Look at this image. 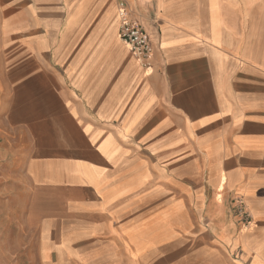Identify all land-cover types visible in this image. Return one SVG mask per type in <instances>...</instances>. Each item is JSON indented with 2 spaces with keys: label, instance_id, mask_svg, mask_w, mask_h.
I'll return each instance as SVG.
<instances>
[{
  "label": "crops",
  "instance_id": "0c3cea01",
  "mask_svg": "<svg viewBox=\"0 0 264 264\" xmlns=\"http://www.w3.org/2000/svg\"><path fill=\"white\" fill-rule=\"evenodd\" d=\"M119 1L0 0V264H264V0Z\"/></svg>",
  "mask_w": 264,
  "mask_h": 264
},
{
  "label": "built area",
  "instance_id": "2783aa9c",
  "mask_svg": "<svg viewBox=\"0 0 264 264\" xmlns=\"http://www.w3.org/2000/svg\"><path fill=\"white\" fill-rule=\"evenodd\" d=\"M119 39L127 46L133 58L144 68L152 66L154 47L149 34L142 25L133 18V10L128 0H120L118 4ZM237 213L244 223H248L250 216L244 207H239Z\"/></svg>",
  "mask_w": 264,
  "mask_h": 264
},
{
  "label": "rangeland",
  "instance_id": "374dc122",
  "mask_svg": "<svg viewBox=\"0 0 264 264\" xmlns=\"http://www.w3.org/2000/svg\"><path fill=\"white\" fill-rule=\"evenodd\" d=\"M0 150L3 151V153L5 155H9L11 152H19L20 148L17 144L15 143H12V141L10 139H7V138H4V139H1L0 138ZM6 157V156H5ZM4 161H9V160H6L4 159ZM9 172L11 171L10 168H8ZM10 182V179L7 180V182ZM2 183V181H0ZM11 209H6V207L4 208V211H5V215H10L9 213L11 212L10 211ZM16 213L15 214H18V209L15 208L13 209ZM18 225H14V224H0V230L3 231V232H13V231H17ZM13 240H4V242H10V243H13Z\"/></svg>",
  "mask_w": 264,
  "mask_h": 264
}]
</instances>
